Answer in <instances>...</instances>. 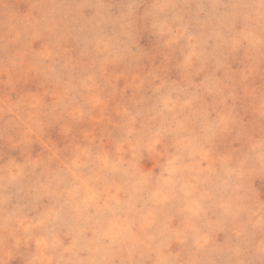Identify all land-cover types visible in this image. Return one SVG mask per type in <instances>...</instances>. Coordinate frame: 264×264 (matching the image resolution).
<instances>
[{"label":"clouds","instance_id":"9594fccd","mask_svg":"<svg viewBox=\"0 0 264 264\" xmlns=\"http://www.w3.org/2000/svg\"><path fill=\"white\" fill-rule=\"evenodd\" d=\"M0 264H264V0H0Z\"/></svg>","mask_w":264,"mask_h":264}]
</instances>
